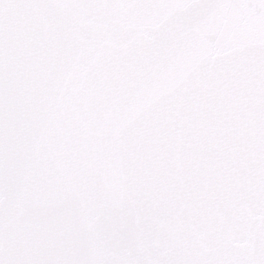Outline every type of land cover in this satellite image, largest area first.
Here are the masks:
<instances>
[{
    "label": "snow or ice",
    "instance_id": "1",
    "mask_svg": "<svg viewBox=\"0 0 264 264\" xmlns=\"http://www.w3.org/2000/svg\"><path fill=\"white\" fill-rule=\"evenodd\" d=\"M0 264H264V0H0Z\"/></svg>",
    "mask_w": 264,
    "mask_h": 264
}]
</instances>
